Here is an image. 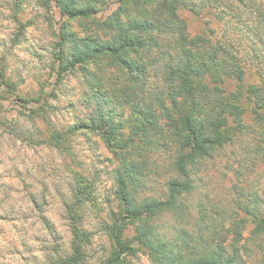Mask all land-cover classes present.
<instances>
[{
  "label": "clouds",
  "instance_id": "1",
  "mask_svg": "<svg viewBox=\"0 0 264 264\" xmlns=\"http://www.w3.org/2000/svg\"><path fill=\"white\" fill-rule=\"evenodd\" d=\"M0 264H264V0H0Z\"/></svg>",
  "mask_w": 264,
  "mask_h": 264
}]
</instances>
